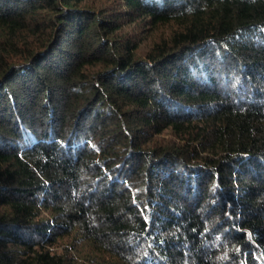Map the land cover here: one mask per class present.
Returning a JSON list of instances; mask_svg holds the SVG:
<instances>
[{
    "label": "trees",
    "instance_id": "1",
    "mask_svg": "<svg viewBox=\"0 0 264 264\" xmlns=\"http://www.w3.org/2000/svg\"><path fill=\"white\" fill-rule=\"evenodd\" d=\"M0 264H264V0H0Z\"/></svg>",
    "mask_w": 264,
    "mask_h": 264
}]
</instances>
